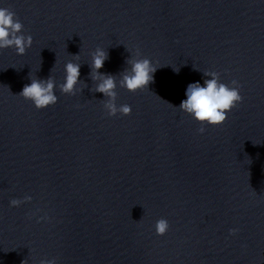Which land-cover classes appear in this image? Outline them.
<instances>
[{
	"label": "clouds",
	"instance_id": "1",
	"mask_svg": "<svg viewBox=\"0 0 264 264\" xmlns=\"http://www.w3.org/2000/svg\"><path fill=\"white\" fill-rule=\"evenodd\" d=\"M24 25L16 17V14L7 9L0 8V49L15 48L18 55H24L26 49L32 45V36L24 35ZM139 51L136 53L137 58L128 59L126 62L130 65L121 73L119 86L126 88L130 92H136L148 88V85L154 81V73L157 67L153 65L148 58H138ZM79 59V55H75ZM108 59V53L102 48H97L92 53V62L90 78L95 82L93 92L103 93L107 100L104 108L109 116H115L118 112L122 115L131 114V106L125 104L117 107V80L112 74L101 73L105 61ZM79 63L68 62L65 65V81L58 85L63 94L75 95L77 85L83 84L80 78ZM178 71V69H175ZM205 79L203 85L200 82L190 83L186 89L187 99L179 105V109L192 116L202 126L199 132H205L204 125L220 126L227 120V114L241 103L243 97L240 94V85L238 81L232 80L229 84L220 82V74L215 71L204 72ZM57 87L55 79L49 76L47 79H31V83L23 87L20 96L33 102L37 109L55 105L58 97L54 92ZM80 91L82 89H79ZM30 195H25L23 199L10 200V206L19 207L22 203L31 201ZM41 219H45L42 217ZM169 223L166 219L161 218L155 224V232L163 236L169 230ZM237 229H230V234L235 235ZM39 264H56L55 258L42 259Z\"/></svg>",
	"mask_w": 264,
	"mask_h": 264
}]
</instances>
